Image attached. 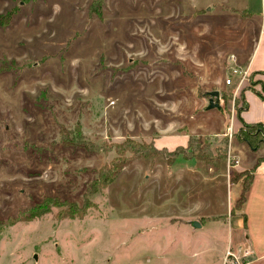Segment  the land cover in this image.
I'll list each match as a JSON object with an SVG mask.
<instances>
[{
  "label": "rangeland",
  "instance_id": "1",
  "mask_svg": "<svg viewBox=\"0 0 264 264\" xmlns=\"http://www.w3.org/2000/svg\"><path fill=\"white\" fill-rule=\"evenodd\" d=\"M93 1L0 0V15L14 11L0 27V264H201L208 253L191 256L203 242L197 234L226 237L227 217L242 207L244 187L235 201L227 179L252 174L235 173L231 160L225 168L201 157L172 165L162 155L139 158L90 196L83 218L53 207L26 219L45 198L83 206L87 185L115 156L67 137L163 145L187 121L222 128L220 109L188 111L211 98L217 78L226 82L231 53L255 45L252 28L238 29L223 7L201 9L206 0H104L101 15L90 12ZM236 86L218 91L237 114L244 93ZM192 137L214 151L225 146L223 137ZM200 214L225 221L194 228L188 215Z\"/></svg>",
  "mask_w": 264,
  "mask_h": 264
},
{
  "label": "crops",
  "instance_id": "2",
  "mask_svg": "<svg viewBox=\"0 0 264 264\" xmlns=\"http://www.w3.org/2000/svg\"><path fill=\"white\" fill-rule=\"evenodd\" d=\"M199 6L201 9H205L209 12H213L216 6L223 7L225 8L224 11L228 12L232 18H238H236L239 21L238 29L245 30L250 27L254 31L255 40L253 41L255 45L253 49L250 50L249 54L238 56L231 53V56H234V61L229 57L231 61L248 70V77L243 84L240 86L238 84L240 77H235L234 80V82L237 81L236 93H244L248 108L242 110L241 120L235 111H231V113L227 111L224 104L221 102V98L219 102L220 107L216 106L213 108L208 107L210 105V98H199L197 100L198 103L189 111L187 110L190 112V116L191 113L193 112L192 114H194L196 110L211 111L218 108L222 111L225 119L222 128L213 129L206 127L204 128L205 130H201V127H197L196 125L191 126L187 121L186 125L182 124L183 128H181L182 131L179 132L180 135L171 140V143L165 142L163 145L157 144L156 146L158 148L167 147L172 150L179 145H187L189 138L193 135L201 136V134H208L212 137H228V157L221 163V166L226 168L228 161L231 160L234 162L232 163L233 171L235 173H240L252 169L259 159H264V145L259 150L255 151L252 150L247 143L240 142L235 137V134L243 126V121L246 123H263L264 125V74L259 73L255 75V79L261 81V83L255 86L256 90L248 89L247 87L249 77L255 72L264 70V0H206L205 3H200ZM234 29H236L235 26L229 28V30ZM230 74L229 68L228 75L230 76ZM214 83L220 85L218 87L220 92L225 89L227 85H232L226 82L224 83L218 78ZM257 91L261 92L262 95L258 94ZM207 93L208 92H205V94ZM187 127L190 128V133L186 131ZM230 164L231 163H229V165ZM227 181L229 185L234 184L235 194L233 198L236 201L240 197L242 188L244 187V180L231 182L230 179H227ZM192 215L195 219H199L196 215ZM192 215H188L189 221L194 219ZM201 216L200 221L202 223V228L208 227L215 222L225 221V219L222 218L205 219V217L210 216ZM227 218L226 222L229 224L230 234H226L224 238L216 234H197L202 235L200 237L203 238V242L197 243L199 246L196 250H192L194 252L191 253V256L200 259L199 257H201V255L208 253V256H203L201 258L202 260L200 259L201 264H224V256L230 246L236 247L239 244H248L254 250L252 264H264V161L258 165L253 174L246 200L242 204L241 209L238 210L237 214L234 216L231 215ZM186 235V238L195 239L196 234ZM188 259L189 255L185 256V258L183 257L182 261H187ZM195 263H197V261Z\"/></svg>",
  "mask_w": 264,
  "mask_h": 264
},
{
  "label": "trees",
  "instance_id": "3",
  "mask_svg": "<svg viewBox=\"0 0 264 264\" xmlns=\"http://www.w3.org/2000/svg\"><path fill=\"white\" fill-rule=\"evenodd\" d=\"M104 3V0H94L90 5V12L95 14H102L101 8ZM14 11H10L7 14L0 15V27H5L11 20ZM264 74V70L255 72L252 74L251 78L256 74ZM254 83H261L260 80L254 81ZM251 87V86H250ZM253 88V87H252ZM256 90V89H255ZM261 94V92H258ZM262 95V94H261ZM223 99L229 100L228 95H222ZM226 97V98H225ZM243 106L237 109V115L242 120L241 112L244 109L248 108V103L246 102L245 96H243ZM237 100V98H235ZM225 103V108L229 113H231V106ZM236 106V105H235ZM243 126L235 134V137L240 142L247 143L252 150H259L264 145V125L263 123H246L243 121ZM62 134L64 131L61 130ZM66 136H63V141H65ZM69 144L81 146L89 150L90 152H99L103 150L104 152H114L115 156L109 161V163L102 166L98 171L96 177L87 185V190L85 192V203L83 206H78L76 203L69 201H61L58 198H45L44 200L33 204L28 209L27 220L32 221L45 213H48L52 210L53 207H58L59 213L63 218L68 217H79L83 218L88 209L94 206L90 196L99 192L102 189L108 187L115 179L122 173L127 165L139 158H156L159 156H164L167 162L172 165L178 159L179 156H183L185 159L192 158H203L207 163L218 166L228 157V137L224 139V147L217 149L216 151L210 149L209 147H201L199 143L195 141L194 137H190L187 145H179L175 149H168L167 147L158 148L155 142H147L145 140H137L134 137L126 138L122 142L112 143L107 145H98L94 142L86 140L85 142H77L70 140L67 137ZM197 143L195 145L194 143ZM213 161V163H212ZM264 161V159H259L257 164L250 169V179L247 182L244 179L243 186L244 192L241 197V204L246 200L247 193L249 191L250 183L253 179V174L256 171L258 165ZM246 170L245 172H247ZM234 214V212H233Z\"/></svg>",
  "mask_w": 264,
  "mask_h": 264
},
{
  "label": "built area",
  "instance_id": "4",
  "mask_svg": "<svg viewBox=\"0 0 264 264\" xmlns=\"http://www.w3.org/2000/svg\"><path fill=\"white\" fill-rule=\"evenodd\" d=\"M231 60L234 61V56L231 57ZM230 72L231 74L226 80L227 84H232L235 80L232 74L240 77L239 86L248 77V70L237 63L230 67ZM253 255L254 250L248 244H239L236 247L230 246L224 256V264H252Z\"/></svg>",
  "mask_w": 264,
  "mask_h": 264
},
{
  "label": "water",
  "instance_id": "5",
  "mask_svg": "<svg viewBox=\"0 0 264 264\" xmlns=\"http://www.w3.org/2000/svg\"><path fill=\"white\" fill-rule=\"evenodd\" d=\"M211 96L209 108L220 107V92L218 90L207 93ZM216 98V99H215ZM194 228L202 227V223L199 220H192L189 222Z\"/></svg>",
  "mask_w": 264,
  "mask_h": 264
}]
</instances>
